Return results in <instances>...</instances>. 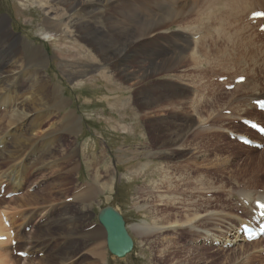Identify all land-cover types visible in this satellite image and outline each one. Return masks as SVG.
I'll list each match as a JSON object with an SVG mask.
<instances>
[{"label":"rangeland","instance_id":"rangeland-1","mask_svg":"<svg viewBox=\"0 0 264 264\" xmlns=\"http://www.w3.org/2000/svg\"><path fill=\"white\" fill-rule=\"evenodd\" d=\"M54 1L50 0L49 5L59 8L61 5L59 1ZM144 1L88 0L83 4L85 10L76 9L77 12L72 13V18L85 16L89 22L97 24L107 34L111 32L108 26L112 21L113 26L119 31L123 32L125 29L130 31L133 20L145 17L152 8L149 0ZM191 1H181L184 20L176 18L155 27L149 35L137 39L133 45H130L128 51L123 54L124 57L105 67L107 74L110 73L111 76V80L106 81L99 77L101 69H98V66L103 65V62L93 63L90 60L87 50L79 47L76 40L77 33L70 25L67 33L52 32L50 38L44 39L45 14L37 4L32 0H0V16H7L11 32L29 45L43 47L47 53L48 61L40 67V70L44 72L53 88L68 100L66 106L59 112L72 113L78 121L76 132L67 134L59 131L60 136L52 141L54 146L60 144L59 154L66 151L73 156L72 161L63 160L59 167H51L52 164H48L32 168L25 175L21 188L15 192L19 194L18 196L37 194V200L19 210L28 213L52 208L54 215L65 211L66 221L63 224L66 222L69 233L66 236L58 235L59 231L52 227V246L48 250L52 255H57L66 244L78 242L77 245L82 248L80 254L71 255L66 264H264L262 251L264 240L259 241L257 244L259 247L242 244L240 241L223 244V238L230 232L235 233V228L240 226L238 221L225 216L217 220L204 218L200 224L193 219L187 223L194 217L193 215L203 214V211H219L247 221L249 215L242 207L240 195L246 191L260 190L264 185V151L262 150L264 141L240 120V117L256 119L264 126V117L259 115L261 112L255 108L254 102L239 101L246 93L248 94L251 86H256L261 92L264 90V56L259 50L264 46L263 32L256 28L259 23L255 25L249 23L252 28H248L250 31L245 30L247 34L245 31V34L242 32L243 37L249 36L248 33L252 37L256 32L260 33L254 36L257 39L253 37L256 47L251 51L247 49L251 58H248L243 65L235 64L229 74L225 75L221 66L218 67L219 62L216 61L219 57V61L223 64L226 59L222 65L225 66L227 59L233 55L232 47L223 39L217 49L212 46L211 40L204 33L213 22H208L206 17L193 13ZM253 8L256 6L251 5L248 10H243L245 14L242 13L241 19H234L233 23L230 21L234 26L227 27L225 31L234 32L238 23L246 25L248 11ZM261 9H264V5ZM86 12L89 14L86 15ZM122 14L132 19H124ZM149 36H152V39L148 40ZM199 37L204 38L205 41L200 40ZM182 43H190V50L184 52L180 56L183 60L177 63L173 52L184 45ZM246 45L249 44L246 42ZM223 47L228 48L226 49L229 51L224 48L228 54L222 52L225 51ZM192 49L197 51H194L197 56L194 62L189 55ZM156 52L164 54L158 58L160 61L157 59L155 62L166 65L165 68L140 77L139 81L136 80L133 84L120 78L118 70L125 66L138 76H143L142 68H145V72H149L150 57ZM151 53L152 56L149 55ZM163 57L168 58L162 60ZM242 70L249 71V85L246 89L235 91L232 79L235 72ZM69 73L73 74L72 77ZM219 75L224 81H219ZM166 93H177L175 95L180 101L168 106L167 102L163 101L147 109L144 96ZM177 95H181V98ZM255 96L264 97L263 94L251 95V97ZM1 111L3 108H0ZM189 113L195 115V120H202L204 124L188 127L186 133L184 132L172 144L161 146L157 143L164 139V135L163 132L160 135L153 134L157 131L154 130V126L152 127V121L165 116L166 122L169 123L167 117L169 118L170 114L184 116ZM59 119L61 118L57 116L56 119L46 121L45 125L40 127L38 135H43L41 131L49 126L58 125ZM226 131L248 135L254 141L260 142L261 148L245 147L235 138L230 137ZM165 133L169 135L177 132L169 126ZM7 139L11 138L7 137ZM1 149L3 147H0ZM42 150H38L37 157L40 153L43 155L44 150ZM82 152L87 155L92 154L93 161L85 158L86 155ZM9 165V167L6 163L0 165V209L6 205L2 203L3 200L8 202L11 199L4 195V192L12 190L6 178H3L7 170L12 167L11 164ZM69 169L75 171L65 178V173ZM93 174L99 175L97 181ZM87 187L94 193L92 199L87 203L76 201L75 197L86 191ZM66 205L69 206L68 209ZM108 205H112L120 213L125 228L133 240V249L125 258L117 259L108 253L105 232L97 221L99 210ZM10 206L17 205L10 203ZM16 218V224H20L22 220H19L20 217ZM38 218L26 220L22 228H19V233L31 234L42 222L38 221ZM143 221L159 229L148 236L140 237L131 230V227ZM227 223L232 228H225ZM191 225L196 228H191ZM197 229L203 232L210 231L208 234L216 237L219 242L211 243L202 234L200 235ZM94 230L103 233L101 242L104 244H102L101 256L94 254L96 242L90 239L89 235L87 236L89 231ZM32 242L23 240L17 242L16 247L12 245V257L21 258L17 252L21 249V251L26 250V247L31 245L34 247L35 244ZM55 245L58 246L52 248ZM43 253H35L32 259L38 258L37 254Z\"/></svg>","mask_w":264,"mask_h":264},{"label":"bare ground","instance_id":"bare-ground-1","mask_svg":"<svg viewBox=\"0 0 264 264\" xmlns=\"http://www.w3.org/2000/svg\"><path fill=\"white\" fill-rule=\"evenodd\" d=\"M32 1L35 4H37L39 9H41L45 14V19H44L45 23H44L43 27H45L46 30H45V32H43L44 33V39L50 38L52 36L51 35L52 32L55 33V32L60 31V32L67 33L68 30L70 29L69 28V25H70L73 29H75V31L77 33V39L76 40L78 42L79 47L83 48L84 50L85 49L87 50V54H88L90 60L93 63H95L97 61L103 62V65H105V66L99 65L98 69H101L99 71L100 72L99 77L102 78L103 80H106V81L108 79L111 80V76H110L109 71H108L109 75L107 74L105 67H107L111 62L122 57L123 54H125L128 51L130 45H133V43H135L137 41V39L142 38L143 36L146 37L147 35H149L151 33L152 29H154L155 27L161 26L164 22L173 21L176 18L183 19L182 16L184 14V12H182V9H181V5H183V4H181L182 0H149L150 6L154 9H152V8H151V10L148 9V10H150L149 14H147V15L145 14L146 15L145 17L139 18V19L138 18L134 19L133 20L134 23H133L132 28H131L132 30L128 31V29H125L123 32H121V31H119V29H116V27L113 26L114 24L112 21V24H110L108 26L110 28L111 32L109 31L110 33L107 34L97 24L91 23L92 21L89 22L85 16L80 15L81 17H79V18H76V17H75L76 19L72 18V13H76L77 10H85V6L83 4H84V2H86L88 0H58L59 3L61 4L60 5L61 8L60 7L55 8L53 5H49L50 0H32ZM51 1L53 2L54 0H51ZM191 2H192V4H190L191 5V11L193 13L199 14L200 17L201 16L206 17L208 22L209 21L213 22V24L211 23L210 25H212V26L215 25V26H213L214 28L212 26H211L212 28L208 26L206 28L207 30H205L206 33H204V35L206 34L207 35L206 37L211 40L212 46L215 49H217L219 44H222L221 41L223 39L227 43L228 46L230 45L232 47V50H231V48H229L227 46L231 51H233V55L232 56L230 55V57L227 59L225 66H222V65H224V62L226 61V59H224L225 61L223 62V64H222V62L219 61V57L217 58L218 61H216L217 63L219 62L218 67L221 66V68H222L221 70H222V72L225 73V75L229 74V71L231 69H233L232 66H234L235 64H238V66L243 65L248 60V58H251L250 57V51L256 47V43L253 41L254 40L253 37L257 34H260V33H258L259 31L256 32V34L253 35V37L250 36V34L248 33L249 36L244 35L245 37H243L242 32L244 33V31L247 30L249 27L252 28V26H250L251 24L255 25V24L259 23L258 25H256V28L257 27L259 28L260 25L263 24L264 19L261 21H260V19H257V20L256 19H250V15L252 13H255V12H263L264 13V9L263 10L261 9V6L264 5V0H192ZM133 4H135V3H133ZM251 5H255L256 8L250 9V11H248V16H247L248 17V23L246 25L244 23H243V25H242V23L241 24L238 23V24H236V26L238 25V27L234 32L232 31V33L231 32L227 33L225 31V29L227 30V27L228 28L233 27L234 26V24H232L233 20L234 19L240 20L241 19L240 16L242 15V13L245 14V11L248 10L249 6H251ZM179 6H180V8H179ZM144 9H146V8H144ZM137 10H134V11H137ZM243 10H245V11L243 12ZM91 11H93V10H91ZM139 11H142V10H139ZM188 11H189V9H188ZM83 13H85V12H83ZM88 14L89 13L86 12V15H88ZM91 14H92V12H91ZM93 14H94V12H93ZM246 14H247V12H246ZM74 16H77V14L76 15L74 14ZM121 16L124 19L125 18L132 19V17H128L127 15L124 16L122 14ZM132 16H135V15H132ZM201 20H204V19H201ZM201 20H199V21L201 22ZM207 21H205V22H207ZM230 21H232V23ZM249 23H250V25H249ZM206 25H204V26H206ZM127 28H130V27H127ZM228 31H229V29H228ZM230 31H231V29H230ZM209 32H211V34H207ZM113 33L116 34V36H113L114 35ZM194 34L197 35L196 33H194ZM246 34H247V32H246ZM263 36H264V32H263ZM149 38L152 39V36H149L148 40H149ZM258 38H259V36H258ZM201 39L204 40V38H202V37L200 38V40ZM255 39H257V38H255ZM188 41H190V40H188ZM185 42H187V41H185ZM225 42H223V43H225ZM246 42L249 44L248 46L246 45ZM182 44H184V43H182ZM262 45H264V43ZM225 46H226V44H225ZM196 47L197 46L195 45V48ZM224 48L225 47H223V49ZM196 49L198 50V48H196ZM247 49L250 51L247 52L248 51ZM189 50H190V43H187V44L185 43L184 45L179 47L175 52H173L174 53L173 56H175L177 58L176 59L177 63L179 61L183 60L180 56H182L184 52L189 51ZM259 50H260V53L264 56V46H262V48H260ZM191 51L192 52L189 55H190L191 60L194 62L195 59L197 58V56H195V52H194L196 50L192 49ZM225 51H222V52H224L225 54H228L227 51H229V50H227L226 52ZM155 54H153V57H150L151 64L148 66L149 72H145V68H142L141 71H144L143 76H138L134 71L128 70L129 68L127 66H125L123 69L118 68L120 78L123 80H126L128 82H131L133 84V82H136V80H138L140 77L147 76L149 73H155L158 70L165 68L166 65H163V64L159 65V64H157V62H155L158 58L164 56V54L161 55V54H158V52H156ZM261 54H258V55H261ZM149 55L152 56V53ZM215 55H217V54H215ZM262 55H261V57H262ZM220 57H222V56H220ZM167 58L168 57H163L162 60H165ZM254 58H256V57L254 56ZM148 59H149V57H148ZM47 61H48V55L45 52L43 47L38 46V45L37 46L36 45H34V46L29 45L25 40H23L20 37H18L17 35H15L13 32H11V28L9 25V19L7 18V16H4V15L0 16V108H3V111L0 112V147H3V149L0 150V165H1V163H3V164L6 163V164H8V167L10 166L9 164H11V166H12L11 169L9 168V170H7L8 171L7 173L5 172L6 175L4 174L5 176H3V178H6V181H8V183L11 185V188H12V190L4 192V195H5V197H6V194H9V193H11L12 195L9 196L11 199L8 202L4 201V200L2 201V203H5L7 206L1 205L2 209H0V238H5L4 241H0V264H66L69 261V258L71 255L72 256H78L81 252V249H82L77 245L78 242L74 241L72 244H69V243L66 244V246L64 248H62L60 250V252H58L57 255H52L51 251L48 250V248L50 246H52L51 245L52 227H55V229L57 231H59L58 235L62 234L63 236H66V234L69 233V230H67V227H66V222H65V224H63L64 221H66V219L64 218L65 211L64 212H58L57 214L54 215L52 208L51 209L47 208L44 210L42 209L41 211L39 209V211H32V212L27 213L24 210H19V208H22L23 206L32 204V202L37 200L36 199L37 194L36 195L33 194V195H20V196H18L19 194L15 193L16 191H18L21 188L22 183H23V179L25 178V175L32 168L39 167V166H45L48 164H50V165L52 164L51 167H53V166L59 167L61 161L68 160V159L72 161V157H73L71 154L70 155L67 154L66 151L62 154H59L60 144H57L55 146L52 144V141H54L57 137L60 136L59 131H61V132L64 131L67 134H71V133L76 132V130L78 128V124H77L78 121H77L76 116L73 115L72 113H67V112L66 113L65 112L60 113L59 112L60 110H62L66 106L68 100H67V98L63 97L59 91H57L56 89L53 88V85L51 84V82L49 80H47V77L44 74V72H42L40 70V67H43V65H45V63H47ZM120 65H121V63H120ZM210 65H212V64H210ZM249 65H251V64H249ZM215 66L213 68H215ZM258 69H259V67H258ZM218 71H219V69H218ZM69 75L71 76L73 74L69 73ZM228 76H230V75H228ZM248 76H250L249 71L242 70V71L235 72V75L233 76V79H232L233 82L235 79H237L239 77H243L245 79H244V82L240 83V84H234L232 82V84H234L233 90L237 91L239 89H246L249 85L248 79L250 77H248ZM220 78H221V76L218 79H220ZM67 79H68V77H67ZM227 85L229 86L230 83ZM224 87H225V85H224ZM225 93H227V92L225 91ZM175 94H177V93H175ZM175 94H173V93L167 94L166 93L165 95H161V94L157 95L156 94L155 96L154 95H149L146 97L144 96L145 105H146L147 109L148 108L151 109V107H153L155 104H158L160 102L163 103V101H166L168 103L167 104L165 102L167 106L168 105H174V103L180 101L179 99H177ZM257 94L259 96H261L262 94L264 95V90L261 92V91H258V88L256 86H253V87L251 86V88L248 90V94L246 93L245 97L241 98L239 101H244V102L246 101L248 103L249 102L255 103L256 101L264 100L263 96L258 97V98L256 96L251 97V95H257ZM177 96H179L181 98V95H177ZM247 106H248V104H247ZM58 112L60 115L58 114ZM53 114H55V115L58 114L57 116L61 118V119H59L60 120L59 124L58 125L54 124L53 126H49L44 131H41L43 133V135H41V136L38 135V131L40 130V127L45 125L46 121L53 119V118H55V119L57 118V116H55ZM176 115L177 114H174V116L173 115L171 116V114H170V117L169 118L167 117V120L169 123L166 122L165 116H160V118H156L154 121H152V127L154 126V130L157 131V133L153 132V134L160 135L161 132H163L164 139L157 142L161 146L165 145L167 143L172 144L175 140L178 139V137H180L186 131V129L188 127L195 125V124L197 126H198V124H201V125L204 124L202 120H199V121L195 120V118H194L195 115H193V114L190 115V113L187 115H184V116H176ZM259 115L264 117V114L262 112L259 113ZM240 120L241 121L250 120V121L257 122L256 119H248V118H244V117H240ZM177 121L180 123H177ZM201 125H199V126H201ZM169 126H172L173 131H176L177 133H174V134L171 133V134L167 135L165 133V130ZM247 131L251 132L248 129H247ZM227 133L229 134V136L233 135V136H235V138H238V139L244 136L248 140H250L248 135H240L238 133H233V132H227ZM7 137H10L11 139L8 140ZM261 139L264 141L263 136L261 137ZM251 140L253 141V139H251ZM257 143L261 144L260 142H257ZM262 143L264 144V142H262ZM42 149L44 150L43 155L40 153L39 157H37L36 154H37V152H39L38 150L41 151ZM262 150L264 151V148ZM169 151L171 152L170 149H169ZM82 154H83V152H82ZM83 155H86L85 158L93 161L94 157L91 156L92 154H90V155L83 154ZM166 155H169V154H166ZM94 161H95V159H94ZM77 167L78 166H76V168ZM74 171H75L74 169L67 170V172L65 173V178H68L71 174H73ZM93 176H94V174H93ZM94 177H95V180L97 181V179L99 178V175L96 174V176H94ZM29 187H30V185H29ZM219 187H220V185H219ZM261 188L262 189H260V190L255 189L252 191H246L245 193H241V195H240V202L242 204V207L245 209V212L249 215L248 216L249 220H247V221H245V220L242 221V218L239 219V218L235 217L234 215H230L227 213L226 214L221 213L219 211H214V212L203 211L202 212L203 214L193 215L194 217L190 218L187 221V223L193 219V221L194 220L197 221V224H200V223H202V220H204V218H205V220H217L219 218L221 219V218H224L225 216H227V218H229V219H233V220L238 221L239 225H241L242 223H246L248 226L252 227V226H254L253 220L255 218V215L252 214V211H254L256 208L255 203L261 202L262 204H264V185ZM201 191H204V190H201ZM93 195H94L93 191L87 187V190L84 191L82 194H79L78 196H76L75 200L80 202V203H87L92 199ZM10 203H13L14 205L16 204L17 206L11 207ZM65 207H66V209H68L69 206L66 205ZM16 217H20L19 220L20 219L22 220V222L20 224H16V221H17ZM33 217H39L38 221H42V222H40V225L37 226V228H35L33 230V232L29 235L19 233V230H20L19 228L20 227L22 228V224L24 222H26V220H29ZM261 222H262V220L260 219L259 223H261ZM190 227L196 228V226H194V225H191ZM229 227H231V226H230V224L227 223L225 225V228L228 229ZM158 229L159 228L151 226L144 221L139 223V224H134L131 227V230L136 235H138L140 237L148 236L151 233L157 231ZM239 229H240V226L239 227L237 226L235 228V233L230 232L228 235H226L225 238H223V242H224L223 244H226V243L232 244V243H236V242L240 241L242 244H247V245H252L254 247H259V245H257L259 243V241L264 240V238H260L257 241H252V242L248 243V242H246V240L243 238L242 235H239V232H238ZM196 231L199 232L200 235L202 234L203 237H206L211 243L219 242V240L216 239V237L208 234V232H210V231L203 232V231H200L198 229ZM81 234H84V233H81ZM88 235L90 236V239H92L94 242H96L95 247H94V250H95L94 254L101 256L103 253L101 251L103 249L102 244H104L101 242V239L103 237V233L99 232L98 230H94L91 232L89 231L87 236ZM81 236H83V235H81ZM23 240L27 241L29 243H31L33 241L32 243L35 245L33 247L31 244H28L31 246L26 247V250L21 251L22 250L21 249L20 251H18V252L24 253V259H21V258L14 259L12 257V250L13 249L11 246L14 245L16 247L17 242H20ZM57 246L55 245V247L53 246L52 248H56ZM52 248H51V250H52ZM262 251L264 252V248ZM35 253H43V254H39V255L37 254V256H36V257L39 256L42 258L39 259V257H38V258H34V260H33L32 258L35 257L34 256ZM68 264H71V263H68Z\"/></svg>","mask_w":264,"mask_h":264},{"label":"water","instance_id":"water-1","mask_svg":"<svg viewBox=\"0 0 264 264\" xmlns=\"http://www.w3.org/2000/svg\"><path fill=\"white\" fill-rule=\"evenodd\" d=\"M97 221L105 232L106 248L111 256L121 259L131 253L133 240L125 228L122 216L112 205L99 210Z\"/></svg>","mask_w":264,"mask_h":264}]
</instances>
